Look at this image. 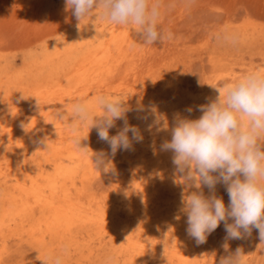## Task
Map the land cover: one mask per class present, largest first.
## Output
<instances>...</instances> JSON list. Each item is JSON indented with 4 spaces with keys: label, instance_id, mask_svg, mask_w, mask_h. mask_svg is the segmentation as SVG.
<instances>
[{
    "label": "rangeland",
    "instance_id": "374dc122",
    "mask_svg": "<svg viewBox=\"0 0 264 264\" xmlns=\"http://www.w3.org/2000/svg\"><path fill=\"white\" fill-rule=\"evenodd\" d=\"M159 2L161 17L158 27L170 30L173 39L146 46L132 28L111 24L102 19L99 9H94L87 17L78 21L72 10L67 9L66 0H0V105L8 102L6 96L1 98L2 90H6L7 94L18 93L22 96L28 89L33 88L34 83L46 82L52 87L65 80L67 72L59 71H64L68 66L78 64L79 68H85L92 65L94 72L97 71V79L92 83L88 82L85 93L88 100L90 99L88 103L94 115L98 116L101 112L94 104L95 97L108 95L123 99L130 112L141 105L137 106L133 102L138 103L141 100L142 103L144 99L145 102L141 106L145 103L149 109L146 122L149 123L153 120L149 117L158 114L161 119L158 120L156 116L153 120L156 124L153 121L149 123L152 125L151 132L147 123L144 126L146 128L141 130L143 141H147L152 148L140 151L143 163L140 168L137 167L140 160L129 158L128 155L125 157L122 153L112 159L114 170L99 172L95 166H86L89 172L88 180L83 196L78 202H82L84 207L87 206V211H94V221L64 233V237L58 235V239H53L55 242L47 247L49 257L46 259L43 258L45 251H40L39 247L31 244L26 236L17 235L19 226L12 224L7 228L12 231H7L5 227L0 233V264H54L57 257L61 258L62 264H123L125 253L114 250L122 246H110L109 238L112 235L121 236L126 243L129 236L136 231H140L141 238L147 231L143 237V245H148L147 250L149 249L146 262L139 260L137 264H219L222 257L233 254L237 248L242 249L245 264H264V244H261L258 230L255 228L250 236L226 240L224 222H221L203 244L197 245L186 232L183 239H168L166 249L161 246L158 237L155 238L156 230L167 225L164 217L172 216L176 212V217L185 220L187 218L182 211V197H178V194L181 195L178 192L186 195L187 186L183 177L175 171V166L171 163L172 156L166 154L168 151H161L162 141H169L171 128L174 126L170 115H174L175 111L179 112V107H185L187 99H191L206 86L222 87L250 71L264 69V0ZM224 33L235 36L236 42L216 38ZM114 50H119V58L111 55ZM112 67L115 70L113 73ZM18 78L22 79L23 86L16 84ZM72 87L73 95L66 93L62 96L66 101L71 97L72 101L68 100L71 103L75 102L77 95L82 94L77 83ZM81 90L84 92V89ZM215 91L218 93L216 89ZM82 95L79 98H82ZM172 101L173 103H170ZM55 102L54 97L48 93L47 117L50 118L47 120L57 122L60 116H64L65 124L71 126L72 107L68 113L58 116V113L52 114ZM164 103L169 106L172 104L173 109ZM151 105L155 111L163 107L161 111L164 112L159 110L156 114L152 113ZM165 111L166 115L169 114L167 118L166 115L161 116ZM167 122L168 127L165 129L162 125ZM51 126L52 124L47 125V144L51 145H48L45 156L30 152L21 153L15 144L7 139L4 149L0 150V176H6V179L0 180V197L8 192L9 185H13L16 177L20 176L19 171L14 174L13 166L16 163L26 162L40 167L47 174V186L59 178L60 170L57 166L60 161L74 169L76 162L69 159V153L53 146L59 134H56L57 129L53 130ZM80 128L86 130L87 127L81 125ZM64 133L66 134L65 131L63 135ZM50 139L52 141H49ZM138 145L139 143H133L132 154L137 152ZM154 156L164 164L153 161ZM165 162L168 167L172 165V170L168 171V176L161 178L158 171L163 170L161 167L165 168ZM134 190L142 193L139 200L132 197ZM192 190L198 189L193 187ZM203 192L206 197L210 195L207 187L203 188ZM130 194L132 196H129ZM216 195L223 198L227 207L229 196L223 183L216 185ZM96 220L105 226L97 224ZM168 221H172L171 218ZM228 222L233 221L229 219ZM74 239L78 241L77 249L74 248ZM51 240L47 235V241ZM57 240H71V243L66 247L59 246ZM100 241L105 244L104 249L95 252L93 257H88V247L97 245L96 248L99 249ZM225 243L227 248L223 247ZM173 254L177 256L169 263L168 260ZM126 264L135 263L126 261Z\"/></svg>",
    "mask_w": 264,
    "mask_h": 264
},
{
    "label": "clouds",
    "instance_id": "9594fccd",
    "mask_svg": "<svg viewBox=\"0 0 264 264\" xmlns=\"http://www.w3.org/2000/svg\"><path fill=\"white\" fill-rule=\"evenodd\" d=\"M66 7L78 21L99 9L102 19L132 28L146 46L173 39L170 30L158 27L159 0H66ZM216 38L236 42V37L227 33ZM213 87L219 93L217 100L200 105L203 114L198 119L175 117L171 140L161 144V151L173 153L172 163L184 183L199 190L182 195L186 232L197 245L203 244L224 222L226 240L250 236L255 228L264 244V69L250 71L222 87ZM94 104L101 110L98 116L87 101L72 105L71 127L76 133L73 142L87 152L81 141L87 140L89 131L95 128L98 139L110 151L93 154V163L99 172H108L114 170L112 159L118 150H134L133 143L142 142L143 136L137 126L129 124L126 115L129 108L120 97L97 95ZM187 111L190 113L192 109ZM59 119L64 120V116ZM117 120L123 125L115 135H110L109 129L116 127ZM81 125L88 129L86 136L78 134ZM167 127L165 123L164 128ZM218 183L226 186L227 207L223 198L216 195ZM204 187L210 192L207 197ZM229 219L233 222L229 223ZM223 247L227 248V244ZM244 256L242 249L237 248L233 254L222 257L219 264H245ZM54 264H62L61 258L57 257Z\"/></svg>",
    "mask_w": 264,
    "mask_h": 264
},
{
    "label": "bare ground",
    "instance_id": "6f19581e",
    "mask_svg": "<svg viewBox=\"0 0 264 264\" xmlns=\"http://www.w3.org/2000/svg\"><path fill=\"white\" fill-rule=\"evenodd\" d=\"M118 51L119 50L111 51V52H113V54H111V55L113 57L114 56L118 57V55H117ZM93 67L94 66H92V65L91 66L87 65L85 68H79L78 64H73L71 66H68V67H66V69L64 71H63V69L61 71H59L61 73L67 72L66 73L67 76L65 77L66 78L65 80L57 82L52 87H50V85L47 84L46 82H45V84L44 83H42V84L41 83H34L33 88L28 89L22 96H20L18 93L17 94H7L6 90L1 91V98H5V96H6V98L8 100L7 104H5V105L1 104L0 105V150L1 151H2V149H4V146L6 145L7 139H9L8 141L13 142L15 144L16 148L18 149V151L21 153L30 152V153H34V154L42 155V156L47 155V147H48V145H51V144H47V125L52 124L51 128L53 130L57 129V131L55 133L59 134L58 137L56 138V143L53 144V146H55V149H60V150L63 149V151L64 150L67 151L69 153V154L67 153L69 155V159L70 160L74 159V161L76 162V166L74 165V167H73L74 169L72 170L71 168H69V166L64 164V161H63V164H62V161H60V163H58L59 165L57 164L58 165L57 167H59V170H60V173H59L60 176L58 179L51 181L50 184H48L49 186H47V178H48L47 174H45L43 172V170L40 169V167H36L35 165H32V164H26V162L24 164H17L16 163L13 166V168H14L13 170H15L14 174L16 171L17 172L19 171L20 176L16 177L13 185H12V183H11V186L9 185V187L7 188L8 192L0 197V233H2L1 231H3L5 227H6V229L10 228L12 226V224L16 227L19 226L18 227L19 230L17 229L18 230L17 235L26 236L28 238V241L31 244L39 247L40 251H42V250L45 251V255L43 256L44 259L49 257V255H47V247L49 246V244L55 242L54 240L58 239V238H56L58 235L63 236L64 233H68V232L72 231L73 229H78L80 226L82 228L83 226L87 225V223H90L96 219V217H94L95 216L94 211L93 210L87 211L85 209V207H87V206H85V207L82 206L83 203L78 202V201L83 196L85 184H86V181L88 180L87 178H88L89 172H88V170H86V166L87 167H93L94 166L93 162L95 161V155H93V154L98 153L102 150L105 152H109L110 151L109 146L105 142H102L98 139L96 129L92 128L89 131L87 140L81 141V147H87L88 150H87V152L81 151L73 142V137L76 133L73 132L70 124H65V122L63 120H58L57 122H52L50 119L47 120V118H50V117H47V114H48L47 109L48 108H47V103H46L47 95L49 93V95L53 96L54 99L56 100V102L54 103V106H53L52 114L58 113V116H59V115L64 114V113H68L70 110V107H72L73 103H76L78 101H87L88 102L90 99L88 100V98L86 97L85 90L88 89V82L90 81V83H92L93 80L96 78L95 76H97V71L94 72ZM113 68L114 67H112L111 73H113L115 71ZM79 72H80V74H79ZM16 81H17L16 84H18L19 86L24 85V83L21 82L22 79L18 78ZM75 83H77V85H79L80 90L79 89L78 90H79L80 94L81 93L83 94V95L81 94L83 97L79 98V96H81V95H79V96L77 95L76 96L77 100L75 98V102L71 103L70 102V101H72V100H70L71 97L68 99L70 101H68V100L66 101L65 100L66 98H62V96L66 93H68L69 95H73L74 89L72 86H74ZM212 84H214V83H212ZM214 85H216V84H214ZM83 87H86V88H83ZM212 87L213 86H206L205 88H202L201 90H199L197 92V94H195L191 98L192 100L189 98V100H191V102L189 104H188L189 100L187 99V103L185 101V107L181 106V108H182L181 109L178 106L180 109L179 112L178 111H175V112L172 111L174 113V115L173 114H172L173 116L170 115V118L173 119V122H174L175 117H177V116H179L180 118H186V119H192V120L198 119L203 114L199 110V106L200 105H207L211 102L216 101L218 98L219 94ZM81 89H84V92ZM59 97L61 99H59ZM139 101H140V103H139ZM139 101H138V103L136 101L133 103L137 104V106H138L139 104L142 105L143 102H145L144 99H142V103H141V100H139ZM133 103L131 102V104H133ZM150 103H152V102H150ZM170 103H173V101ZM164 104L166 106H169L166 103H164ZM174 104L176 105V102ZM186 104H188V105L186 106ZM141 105H139V107H137L135 110H133L131 112L128 111L126 114L129 124L137 126L140 129V132H141V130H143V128L144 129L146 128L144 126L148 122L147 117L149 115L148 114L149 109L146 107V104L144 103L143 107ZM152 106L153 105H151V107ZM169 107L170 108L172 107V109H173L172 104ZM188 108L192 109V111L190 113L187 111ZM137 109H143V111L137 112L136 111ZM159 110L160 111L163 110V107H161L160 109L159 108L156 109V111H159ZM156 111H155V108L152 107V113L156 114L157 113ZM161 112H164V111H161ZM166 113H167V111H165V113L162 115L160 113V115L165 116ZM170 113H171V111H170ZM65 115L67 116V114H65ZM151 115H153V114H151ZM167 115H169V114H167ZM167 115L165 116L166 118H167ZM156 116L157 115H155V117ZM158 116H159V114H158ZM137 117H145V118L144 119H138ZM155 117L152 116V118L149 117V119L155 120L154 119ZM161 118L165 119L164 117H161ZM158 120H161V119L159 118ZM152 121H149V123ZM153 122H155V124H156V121H153ZM168 122H167V125H168ZM149 123H147V124H149ZM22 124L25 125L26 129L24 127H21ZM122 125H123V122L121 120H117L116 127L113 129H109L110 135H115L117 130L120 127H122ZM159 125H160V123H159ZM162 126H164V125H162ZM154 128L155 127H153V129ZM157 128H158V126H157ZM85 129L86 130L82 129L78 134L82 135V136H86L88 129L87 128H85ZM151 129H152V127H151ZM63 131L66 132V134L64 133L65 135H63ZM155 131H156V129H155ZM152 133H153V131H152ZM149 135L150 134H148V136ZM129 136L131 137V133H129ZM148 136H147V138H149ZM153 136H155V135H153ZM161 137L162 136H160V139H161ZM49 138H51V137H49ZM158 139L159 138H157V140ZM168 140H171V136L168 138ZM49 141H52V140L50 139ZM163 141H162V143H163ZM165 141H167V140H165ZM150 143H151V141H150ZM151 148H152V146H150V144H148L147 141H142L139 143L137 152H134V154H132V152L134 150H132V151H119L118 150L116 155H119L120 153H122V155L125 157H127V155H128L129 158H132V157L137 158L138 161L140 160L137 164V167L140 168L143 164L142 160H141L142 159V156H141L142 153H140V151L144 152L147 149H151ZM148 152H150V150ZM166 154L168 156L169 155L173 156V153L171 151H168ZM60 155H62V154H60ZM167 155H164V156H167ZM147 156H148V154H147ZM109 158H111V157H109ZM152 159L155 162L162 163V161L159 162L157 160L156 156H154ZM155 164H157V163H155ZM162 164H164V163H162ZM164 166H165V168L161 167V169H163V170L158 171V173H159L158 176L161 178H165V176H168V174H170L168 171L172 170L171 169L172 165H171V167H168L167 162H165ZM57 169H55L56 173H57ZM52 177H54V176L52 175ZM146 178L148 179V177H146ZM1 179L2 180L6 179V176H4V175L0 176V180ZM135 187H137V183L135 184ZM143 187H145V186H143ZM173 188H175V187H173ZM144 189L146 190V188H144ZM187 189L189 190V192L187 190L186 195L194 192V190H192L193 187L187 186ZM195 191H199V190H195ZM178 193H181V195H182V192H178ZM132 195L130 194L129 196L135 197V200H139L140 197L142 196V193H139L138 190H134ZM181 195L178 194V197H182ZM89 207H91V206H89ZM175 213L172 216L164 217L165 220L167 221L166 222L167 225H164V226L160 227L159 230H156L157 235L155 236V238L158 237V239L162 243L161 246L165 249H166L165 245L168 242V239L173 238V237H182V239H183V237L186 235L187 218L185 220L184 218H181L179 216L176 217ZM177 215H179V214H177ZM111 216H112V214H111ZM129 217H130V215H129ZM166 218H168V219H166ZM170 218L172 221H168ZM100 221H102V218L100 219ZM100 221L97 222V220H96L97 224H99ZM160 221L161 220H159V222ZM5 222H6V224H5ZM161 224L163 225L164 223L162 222ZM100 225L105 226L104 224H102V222L100 223ZM94 226H96V225H94ZM13 228L14 227H12V229ZM103 228L106 229L107 227H103ZM7 231H12V230L7 229ZM145 233L142 234V238L140 236V231H136V232L132 233L131 236H129L130 238H129V240L126 241V243H124L125 242L124 238L121 236L118 237V236L112 235L109 238V244H111L110 246H112V247H114L116 245L122 246L119 249L114 248V250H118V251L125 253V258H123L125 263L122 261L123 264H126V261L127 262H133L135 264H137L139 262V260L144 261V263L146 262V258L149 255V252H148L149 249L147 250L148 245L146 247L143 245V237H144ZM47 235L50 236V238L52 239L50 242L47 241ZM125 236L127 237V234H125ZM115 237H117V238L115 239ZM60 239H62V238H60ZM88 239H89V237H88ZM94 239H96V238H94ZM57 241H58L57 245H59V246L62 245L65 247L70 245V243H71V240H63V241L57 240ZM74 242L76 243V244L73 243L74 248L77 249L78 248L77 239H74ZM93 244H95V243H93ZM145 244H147V243H145ZM53 245H55V244H53ZM104 245L105 244H103L100 241L98 244L99 249L96 248L97 245L96 246L94 245L95 247H88V257H93L95 252H97L98 250H103ZM149 245H150V243H149ZM75 255H77V254H75ZM176 256L177 255L173 254L172 257H170V259L168 260V262L169 263L172 262L173 258H176ZM79 258H81V257H79ZM179 261H180V258H179ZM186 262H187V260H186ZM176 263H179V262H176ZM183 263H185V261Z\"/></svg>",
    "mask_w": 264,
    "mask_h": 264
}]
</instances>
